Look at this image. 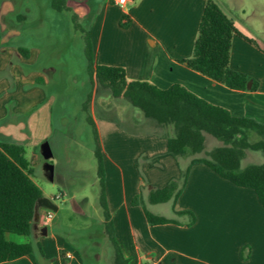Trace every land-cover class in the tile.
Wrapping results in <instances>:
<instances>
[{
    "label": "crops",
    "instance_id": "0c3cea01",
    "mask_svg": "<svg viewBox=\"0 0 264 264\" xmlns=\"http://www.w3.org/2000/svg\"><path fill=\"white\" fill-rule=\"evenodd\" d=\"M205 1L126 0L123 6H119L115 0H105L95 11L98 13L91 27L94 34H89L96 61L101 65L123 68L131 81H147L160 89L179 84L210 104L227 110L234 117L252 119L264 125V55L250 44L233 37L229 67L253 78L258 84L255 91L250 88L246 91L231 90L179 63L192 55ZM84 2L67 0V7L76 10ZM216 4L235 26L231 15ZM76 13L82 18L84 11L79 7ZM122 16L130 19L127 29L119 27ZM1 51L3 54L5 49ZM35 59L36 55L30 52L24 62L31 64ZM35 76V73H30L24 79L32 85ZM5 82L0 79L2 92ZM2 92L0 96L4 95ZM2 104L0 118L4 115ZM95 124L100 134L98 123ZM157 135L153 138L129 136L113 127L106 130L110 154L102 143L103 155L111 157L109 168L104 163L106 202L116 241L128 264H264V209L254 193L234 187L202 165L191 167L186 185L174 206L164 203L170 204L172 215L173 211L192 212L195 216L193 226H149L146 223L142 206L151 205L148 202L149 191L161 189L170 179L176 178L179 173L177 162L183 166L186 159L183 157L176 162L172 157H163L160 169L148 168V171L145 166L146 172L155 174L156 170L160 171L157 172L159 178H152L144 187L148 194L147 202L143 201V182L135 168V159L140 154L153 157L165 152L166 141ZM136 195H140L141 200L138 205H131L130 201ZM41 209H38L34 220L36 223H32V232L38 230V237L53 240L59 254L58 264H82L87 260L82 254V247L76 245L74 254L67 249V245L61 244L52 225L53 218L45 224L47 234L42 236V226L39 225ZM44 212L46 214L47 210ZM7 238L17 242L9 235ZM38 243L44 254L41 260L43 264H48L49 245L45 240ZM61 252H69L67 254L73 261L62 262ZM241 252L244 259L240 256ZM77 253L82 259L77 257ZM1 264H35V261L31 255H27Z\"/></svg>",
    "mask_w": 264,
    "mask_h": 264
},
{
    "label": "rangeland",
    "instance_id": "374dc122",
    "mask_svg": "<svg viewBox=\"0 0 264 264\" xmlns=\"http://www.w3.org/2000/svg\"><path fill=\"white\" fill-rule=\"evenodd\" d=\"M104 1L83 0L84 3L76 10L71 8V13H57L51 9L48 0H0V54L1 49H5L1 54L0 79L7 81L3 92L0 87V93L4 94L0 96L4 111L0 118V144L23 147L27 173L41 189L43 197L58 208L52 220L56 235L61 244L67 245V249L74 254L76 245L83 248L82 254L87 259L84 264H114L112 246L100 226L102 215L98 206L99 184L93 156L95 145L87 116L98 123L100 143L108 154L106 130L110 128L114 127L129 136L147 138L156 137L158 131L151 126V122L142 119L138 109L123 99H113L95 79L93 86L90 85L85 69L82 34L73 30L71 14L77 16L76 11L82 8L84 13L82 18L77 16V23L93 35L91 27L98 13L95 11ZM213 1L231 15L241 32L248 34L264 50V0ZM19 14L26 17L25 22L17 21ZM17 47L27 48L35 54V61L31 64L24 62L26 60L18 55ZM30 73L36 74L32 85L24 79ZM37 79L41 82L37 83ZM89 93L91 99L85 113L82 107ZM44 142L48 143L53 154L48 161L42 159L39 151ZM220 145L217 140L206 136L204 151ZM141 155L136 157L134 165L139 164L138 169L135 167L139 177L143 176L149 184L152 178H159L157 172L160 170L154 174L149 173L148 168L160 167L140 162ZM202 156L187 155L183 166L191 158ZM110 158L103 155L106 168L111 166ZM45 164L53 168L51 181L44 170ZM250 164H264V156L259 152L245 151L241 167ZM178 177L179 173L174 179ZM147 183L144 181L141 187L145 202L148 192L144 187L148 186ZM56 197L59 199L53 200ZM145 207L153 214L174 217L170 204H147ZM44 211L41 209L39 216L42 228L47 227ZM39 235L37 230L32 232V238L9 236L20 243L45 240L49 245L47 263L58 264L59 254L53 240ZM67 253L61 252L60 259L71 263L73 258H67ZM31 256L34 261L38 260L36 255ZM77 257L82 259L78 253ZM40 261L43 264L41 259L38 264Z\"/></svg>",
    "mask_w": 264,
    "mask_h": 264
},
{
    "label": "trees",
    "instance_id": "16d2710c",
    "mask_svg": "<svg viewBox=\"0 0 264 264\" xmlns=\"http://www.w3.org/2000/svg\"><path fill=\"white\" fill-rule=\"evenodd\" d=\"M48 1L51 9L57 13L72 11L67 7V0ZM16 19L20 23L26 21L22 14L17 15ZM77 21L78 17L71 14L73 30L82 34L85 69L91 87L95 79L113 99L127 101L130 106L139 110L144 121L151 122V126L158 130L157 136L166 141L163 154L153 157L142 154L140 162L160 167L163 157L179 160L187 155L203 154L202 157L191 158L182 167L177 162L179 177L172 179L161 189H151L148 194L149 204L170 203L174 206L186 185L191 167L202 165L234 187L251 190L264 209V164L241 167L245 151L259 152L264 156V125L252 119L234 117L227 110L210 104L179 84L160 89L147 81L128 80L121 67L98 64L88 31L82 29ZM129 24V17L122 16L119 27L127 29ZM233 37H239L264 53L254 40L235 28L213 0H206L192 55L179 63L231 90L246 91L250 85V90L255 91L258 84L253 78L229 67ZM16 50L23 59L29 58L30 51L27 48L17 47ZM36 81L41 82L40 79ZM90 99L91 93L87 95L82 107L85 113ZM86 120L92 129L95 145L93 156L99 184L98 206L102 215L100 226L112 246L114 264H128L116 241L112 216L105 198V171L99 133L92 117L88 115ZM206 136L217 140L221 145L205 152ZM138 165H135L137 169ZM27 171L23 147L0 144V264L27 255H36L38 260L44 258L38 242L18 243L7 238V235L32 238V223L38 213L36 205L43 194ZM140 178L143 184L144 181L147 183L143 176ZM140 200V195H136L130 204L138 205ZM142 208L149 226L173 224L188 228L195 223V216L190 211H173L174 217L166 218L151 213L145 206ZM240 256L245 258L242 252ZM38 260H35V264H38Z\"/></svg>",
    "mask_w": 264,
    "mask_h": 264
},
{
    "label": "water",
    "instance_id": "95a60500",
    "mask_svg": "<svg viewBox=\"0 0 264 264\" xmlns=\"http://www.w3.org/2000/svg\"><path fill=\"white\" fill-rule=\"evenodd\" d=\"M248 88H250V85L248 86ZM39 151H40V155H41L42 159L45 161L50 160L53 156L51 149H50L47 142H44L41 144ZM44 170L47 172L48 178L51 181L52 176H53L52 166L49 164H45ZM40 208L45 209V210H49L53 213H56L58 210L57 206H55L49 199L44 198V197L40 198L37 201L36 210L38 211V209H40ZM46 234H47L46 233V227H43L42 228V236H46Z\"/></svg>",
    "mask_w": 264,
    "mask_h": 264
},
{
    "label": "built area",
    "instance_id": "2783aa9c",
    "mask_svg": "<svg viewBox=\"0 0 264 264\" xmlns=\"http://www.w3.org/2000/svg\"><path fill=\"white\" fill-rule=\"evenodd\" d=\"M125 2H126V0H115V3L119 6H123L125 4ZM55 199H59V197H56L53 200H55ZM52 218H53V212L48 210L46 213V223L50 222ZM66 257L71 258V256L69 254H66ZM150 264H159V263L151 262Z\"/></svg>",
    "mask_w": 264,
    "mask_h": 264
}]
</instances>
